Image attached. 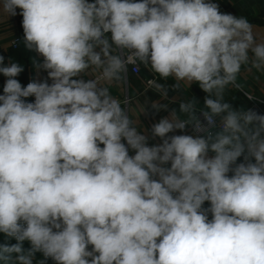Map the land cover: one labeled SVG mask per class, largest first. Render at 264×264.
Segmentation results:
<instances>
[{"label": "clouds", "instance_id": "obj_1", "mask_svg": "<svg viewBox=\"0 0 264 264\" xmlns=\"http://www.w3.org/2000/svg\"><path fill=\"white\" fill-rule=\"evenodd\" d=\"M17 14L52 83L0 55V264H264V115L224 102L242 66L264 71L250 21L213 0H0ZM130 62L208 94L152 125L158 145L112 94Z\"/></svg>", "mask_w": 264, "mask_h": 264}, {"label": "crops", "instance_id": "obj_2", "mask_svg": "<svg viewBox=\"0 0 264 264\" xmlns=\"http://www.w3.org/2000/svg\"><path fill=\"white\" fill-rule=\"evenodd\" d=\"M93 2V0H89ZM219 5L221 13H229L234 16H245L254 26V34L258 39H264V0H213ZM17 9V13H19ZM16 35L20 36V42L16 48L11 46V40ZM23 27L22 16L17 14L14 17L0 16V55L4 59V64L7 65L9 58L24 66V71L16 77L22 86H27L29 82H44L52 83L48 78L47 71L36 65L42 64L43 57L35 51L27 50L23 43ZM110 36V34H108ZM98 50V49H97ZM83 79H92L90 75H85ZM153 79L156 83L164 85L168 90L167 98L161 97V92L155 88L154 85L147 86L145 81ZM7 77L0 73V95L3 94V87ZM177 82L173 78L163 80L140 64L138 74H134L128 69L127 83L122 87H112L111 91L114 96L120 99L128 100L127 107L129 108V115L137 122L138 131L141 134L148 136V146L158 145L162 143L159 137H153L151 128L160 119L169 116L172 109H179V104L182 100L195 99L198 103L197 110L204 107L205 97L208 96L200 87L198 83H192L188 86L185 82H179V89H173V85ZM239 88L229 85L225 92L224 102L229 103L234 109L248 110L251 106V98H258L259 110L257 113L264 115V71L251 68L250 65L242 66L241 72L237 78ZM25 99L26 102H34L35 97L30 96ZM153 101H158L160 104H167V109L162 108L156 111L151 107ZM145 112L143 113V110ZM198 115H200L198 113ZM202 117V116H201ZM192 135L190 130H175L168 135ZM126 144V141H122ZM127 146V145H126ZM103 147V145H101ZM135 151L129 148V155H134ZM213 153H209L211 157ZM243 162V156L240 157L237 163ZM167 166H170L167 165ZM231 175V173H229ZM210 207L209 202H205L203 208ZM211 219V213H208ZM31 247L30 242L25 241L23 248L28 250ZM44 260V264H52V259H45L41 253L35 256L34 264Z\"/></svg>", "mask_w": 264, "mask_h": 264}, {"label": "built area", "instance_id": "obj_3", "mask_svg": "<svg viewBox=\"0 0 264 264\" xmlns=\"http://www.w3.org/2000/svg\"><path fill=\"white\" fill-rule=\"evenodd\" d=\"M18 40V41H17ZM19 42H20V36H18V35H16L15 37H13V39L11 40V46L13 47V48H16L17 46H18V44H19ZM129 69H130V71L132 72V73H134V74H138L139 73V69H140V64H137V63H135V62H130V64H129ZM98 74V73H97ZM150 80H153L152 78L151 79H147L146 81H145V83H146V85L147 86H149V83H148V81H150ZM251 106H250V108L249 109H252V110H254V111H258L259 110V105H258V101H259V99L258 98H251ZM201 119H203L202 117H201ZM219 118H217V130H218V127H219ZM186 128H188L189 130H190V132L192 133V135H195V133L193 132V130H192V128H191V126H188V127H186ZM91 248H92V246L91 245H89V249L88 250H91ZM52 264H55V261H53L52 260Z\"/></svg>", "mask_w": 264, "mask_h": 264}, {"label": "rangeland", "instance_id": "obj_4", "mask_svg": "<svg viewBox=\"0 0 264 264\" xmlns=\"http://www.w3.org/2000/svg\"><path fill=\"white\" fill-rule=\"evenodd\" d=\"M15 243H16V240L14 238H6L4 234L0 233V244L12 245Z\"/></svg>", "mask_w": 264, "mask_h": 264}]
</instances>
